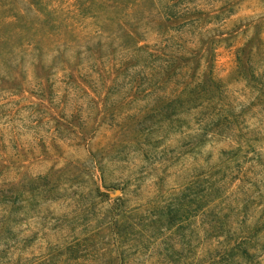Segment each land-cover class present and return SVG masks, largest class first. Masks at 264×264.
I'll return each instance as SVG.
<instances>
[{
  "label": "clouds",
  "instance_id": "1",
  "mask_svg": "<svg viewBox=\"0 0 264 264\" xmlns=\"http://www.w3.org/2000/svg\"><path fill=\"white\" fill-rule=\"evenodd\" d=\"M0 264H264V0H0Z\"/></svg>",
  "mask_w": 264,
  "mask_h": 264
}]
</instances>
